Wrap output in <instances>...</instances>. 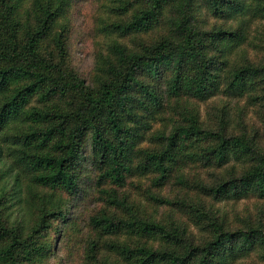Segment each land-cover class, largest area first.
Returning a JSON list of instances; mask_svg holds the SVG:
<instances>
[{"label": "trees", "instance_id": "trees-1", "mask_svg": "<svg viewBox=\"0 0 264 264\" xmlns=\"http://www.w3.org/2000/svg\"><path fill=\"white\" fill-rule=\"evenodd\" d=\"M79 1L0 0V264H264V0H95L88 81Z\"/></svg>", "mask_w": 264, "mask_h": 264}, {"label": "rangeland", "instance_id": "rangeland-1", "mask_svg": "<svg viewBox=\"0 0 264 264\" xmlns=\"http://www.w3.org/2000/svg\"><path fill=\"white\" fill-rule=\"evenodd\" d=\"M72 15L74 23L72 40L73 60L75 67L79 69L81 75L88 81L95 64V53L100 48L97 49L100 40L95 34L96 22L100 17L105 16L104 8L95 0H81L74 7ZM199 107L202 118L207 119L208 107L203 103L199 104ZM250 118H252V115H250ZM86 170L87 166L84 171ZM83 177H85V172H83ZM131 193L134 194V191H131ZM90 201H92V198H90ZM248 203L249 201L241 202L240 211ZM95 207L96 205L93 201L90 205H82V202H79L78 207L73 210V214L78 213V222L82 227H85L87 219ZM57 247V256L52 260V264H82V254L79 249L72 248L69 251L66 248H62V242H59Z\"/></svg>", "mask_w": 264, "mask_h": 264}]
</instances>
